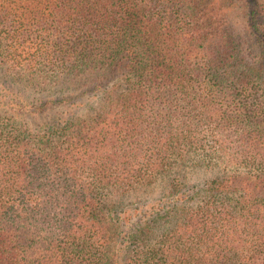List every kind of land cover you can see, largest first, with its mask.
Listing matches in <instances>:
<instances>
[{"label": "trees", "instance_id": "trees-1", "mask_svg": "<svg viewBox=\"0 0 264 264\" xmlns=\"http://www.w3.org/2000/svg\"><path fill=\"white\" fill-rule=\"evenodd\" d=\"M0 72V264H264V0H0Z\"/></svg>", "mask_w": 264, "mask_h": 264}, {"label": "rangeland", "instance_id": "rangeland-1", "mask_svg": "<svg viewBox=\"0 0 264 264\" xmlns=\"http://www.w3.org/2000/svg\"><path fill=\"white\" fill-rule=\"evenodd\" d=\"M238 20H240V22H242V24H244V22H245L244 14H240V17L238 18ZM247 40H248V43L244 47L247 50V52H249L251 55H252V53L253 54L257 53L255 44L252 42V37L248 36ZM252 49H253V51H252ZM1 74L2 73L0 72V78L2 77ZM28 92H29V90H28ZM102 94H103L102 90L91 91V92L87 93L86 95L78 97L77 101H80V102H82V101L83 102L84 101L85 102H97L99 100V102H100V97ZM46 116L29 114L27 116V118H29V120L32 122V124L36 125V123L41 121ZM193 156H195V155H193ZM192 158H193L192 160H188L184 164H181V166L179 168L180 173L178 175H181V177L184 178V180L186 181V185L188 187H190L191 189H193V188L196 189L197 187L200 188L203 185V182L206 181L205 179L207 177L212 176V173H211V169H208L204 165L202 166V165L196 163V161H198V160L201 162L200 157L198 158V156H197V157H192ZM222 168L223 167H218V169H215V170H219L222 172L221 174H223L224 171L222 170ZM177 173L178 172L174 173V175H176ZM162 188H163V186L158 183V185H156L153 189H151L150 192L140 194V196L143 198L142 201L150 202L153 200V198L156 199L160 195V193L164 190Z\"/></svg>", "mask_w": 264, "mask_h": 264}]
</instances>
